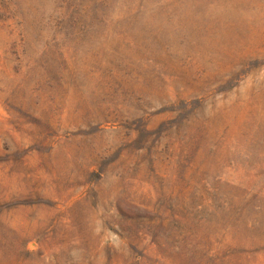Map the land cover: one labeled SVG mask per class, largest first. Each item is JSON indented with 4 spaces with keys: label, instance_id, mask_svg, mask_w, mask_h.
Masks as SVG:
<instances>
[{
    "label": "rangeland",
    "instance_id": "obj_1",
    "mask_svg": "<svg viewBox=\"0 0 264 264\" xmlns=\"http://www.w3.org/2000/svg\"><path fill=\"white\" fill-rule=\"evenodd\" d=\"M0 264H264V0H0Z\"/></svg>",
    "mask_w": 264,
    "mask_h": 264
}]
</instances>
